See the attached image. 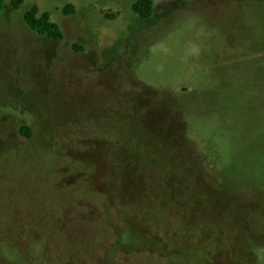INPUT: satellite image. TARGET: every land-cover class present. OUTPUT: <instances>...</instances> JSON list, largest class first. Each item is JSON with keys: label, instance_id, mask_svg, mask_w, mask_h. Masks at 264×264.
I'll use <instances>...</instances> for the list:
<instances>
[{"label": "rangeland", "instance_id": "374dc122", "mask_svg": "<svg viewBox=\"0 0 264 264\" xmlns=\"http://www.w3.org/2000/svg\"><path fill=\"white\" fill-rule=\"evenodd\" d=\"M9 1L2 237L48 192L51 264H264V0H152L147 18L134 0ZM33 4L61 40L28 27ZM0 259L27 264L1 240Z\"/></svg>", "mask_w": 264, "mask_h": 264}, {"label": "flooded vegetation", "instance_id": "af4514ba", "mask_svg": "<svg viewBox=\"0 0 264 264\" xmlns=\"http://www.w3.org/2000/svg\"><path fill=\"white\" fill-rule=\"evenodd\" d=\"M34 190L32 193H34ZM41 191H47V188L41 189ZM118 196H114V199ZM43 197L41 196L40 200H36L32 194L30 198L33 201H30L29 205L25 201L20 203L24 209L29 206L30 214L23 217V219L20 218L21 223L19 225H21V229L19 228V232L11 238L2 237V234H0L1 241L21 250L27 264H51V232L48 231V226H51V204H49L51 193L47 192L45 201H43ZM5 221V217L0 216V229L4 227Z\"/></svg>", "mask_w": 264, "mask_h": 264}, {"label": "trees", "instance_id": "16d2710c", "mask_svg": "<svg viewBox=\"0 0 264 264\" xmlns=\"http://www.w3.org/2000/svg\"><path fill=\"white\" fill-rule=\"evenodd\" d=\"M23 3V0H10L9 4L12 8L17 9ZM152 0H134L131 4V10L140 18H147L152 11ZM4 0H0V12L3 9ZM70 4L64 6L62 11L68 13L72 11ZM23 19L28 27L39 34L45 35L55 40H61L63 33L55 21L50 19V13L47 11L39 12L37 5L33 4L23 14ZM23 135H28V129L21 126ZM121 199V198H120Z\"/></svg>", "mask_w": 264, "mask_h": 264}]
</instances>
